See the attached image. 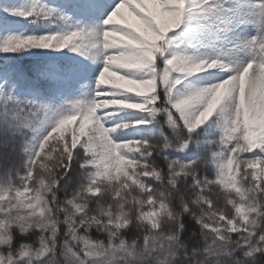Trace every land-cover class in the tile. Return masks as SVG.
Here are the masks:
<instances>
[{"label":"snow or ice","instance_id":"snow-or-ice-1","mask_svg":"<svg viewBox=\"0 0 264 264\" xmlns=\"http://www.w3.org/2000/svg\"><path fill=\"white\" fill-rule=\"evenodd\" d=\"M0 264H264V0H0Z\"/></svg>","mask_w":264,"mask_h":264}]
</instances>
